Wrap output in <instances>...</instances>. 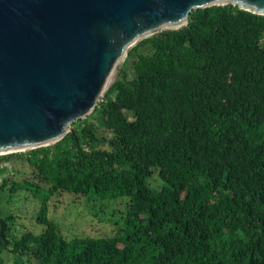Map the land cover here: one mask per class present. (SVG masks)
Instances as JSON below:
<instances>
[{"label":"trees","instance_id":"obj_1","mask_svg":"<svg viewBox=\"0 0 264 264\" xmlns=\"http://www.w3.org/2000/svg\"><path fill=\"white\" fill-rule=\"evenodd\" d=\"M123 66L73 132L0 155L31 170L3 177L0 198L29 192L44 225L10 237L15 215L4 216L0 264H264V15L192 10L138 41ZM56 192L128 196L123 226L67 239L48 217Z\"/></svg>","mask_w":264,"mask_h":264},{"label":"water","instance_id":"obj_2","mask_svg":"<svg viewBox=\"0 0 264 264\" xmlns=\"http://www.w3.org/2000/svg\"><path fill=\"white\" fill-rule=\"evenodd\" d=\"M226 4L264 15V0H0V155L73 132L138 41Z\"/></svg>","mask_w":264,"mask_h":264},{"label":"rangeland","instance_id":"obj_3","mask_svg":"<svg viewBox=\"0 0 264 264\" xmlns=\"http://www.w3.org/2000/svg\"><path fill=\"white\" fill-rule=\"evenodd\" d=\"M124 60L125 56L119 63L118 76L124 67ZM129 65L126 70L127 76L131 77L132 69ZM112 82L113 79L109 86ZM9 160L0 162V167H4L0 171V181L3 177H7L8 182L30 178L31 170L24 157H11ZM148 181L155 187L161 185L155 173L148 178ZM2 198H0V217L7 216L9 213L15 215L14 220L10 222L11 230L8 236L19 237L25 230L38 234L43 230L44 225L35 220L39 210V201L32 194L26 191L9 194L5 190ZM128 202V196L95 198L70 192H56L49 200L48 217L67 239L78 236H112L117 228L123 226L124 217L128 211Z\"/></svg>","mask_w":264,"mask_h":264},{"label":"clouds","instance_id":"obj_4","mask_svg":"<svg viewBox=\"0 0 264 264\" xmlns=\"http://www.w3.org/2000/svg\"><path fill=\"white\" fill-rule=\"evenodd\" d=\"M3 218V217H2ZM4 219V218H3Z\"/></svg>","mask_w":264,"mask_h":264}]
</instances>
